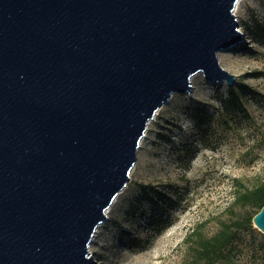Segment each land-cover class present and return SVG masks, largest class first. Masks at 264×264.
I'll return each mask as SVG.
<instances>
[{
  "label": "water",
  "instance_id": "water-1",
  "mask_svg": "<svg viewBox=\"0 0 264 264\" xmlns=\"http://www.w3.org/2000/svg\"><path fill=\"white\" fill-rule=\"evenodd\" d=\"M238 1L0 0V264H95L156 112L197 74L236 83Z\"/></svg>",
  "mask_w": 264,
  "mask_h": 264
},
{
  "label": "rangeland",
  "instance_id": "rangeland-1",
  "mask_svg": "<svg viewBox=\"0 0 264 264\" xmlns=\"http://www.w3.org/2000/svg\"><path fill=\"white\" fill-rule=\"evenodd\" d=\"M234 12L243 37L218 60L237 76L233 87L249 86L246 109H232L227 85L200 74L191 94L170 96L148 123L130 181L92 238L95 264H200L186 239L193 227L203 223L212 235L220 221L254 213L234 203V189L264 179V0H241ZM236 237L234 261L215 264H264L263 232L244 224Z\"/></svg>",
  "mask_w": 264,
  "mask_h": 264
},
{
  "label": "trees",
  "instance_id": "trees-1",
  "mask_svg": "<svg viewBox=\"0 0 264 264\" xmlns=\"http://www.w3.org/2000/svg\"><path fill=\"white\" fill-rule=\"evenodd\" d=\"M249 90V86L244 83L235 87H227V104L232 109L244 111L246 108L243 96ZM154 192L158 194L157 191L153 190ZM234 203L241 208L255 207V211L253 214L249 213L244 217L220 221L217 231L212 235L205 234L203 223L196 225L188 232L186 239L191 240L192 256L200 264L234 261L237 232L244 224L249 229L252 228V217L260 211L264 204V179L257 182L253 187L238 183L234 189Z\"/></svg>",
  "mask_w": 264,
  "mask_h": 264
},
{
  "label": "bare ground",
  "instance_id": "bare-ground-1",
  "mask_svg": "<svg viewBox=\"0 0 264 264\" xmlns=\"http://www.w3.org/2000/svg\"><path fill=\"white\" fill-rule=\"evenodd\" d=\"M241 0H239L238 1V3L240 2ZM237 3V4H238ZM219 53H221V51L219 52ZM196 77V75L195 76H193L192 77V81L194 80V78ZM157 113V112H156ZM156 116V115H155ZM152 121V120H151ZM143 139V138H142ZM141 142H142V140H141ZM111 210V207L106 211V215L108 214V212ZM103 225V223H101L98 227H97V229H96V231L95 232H98V229L101 227ZM92 242H93V240L91 241V243H90V245H89V248H90V252L92 253V251H91V245H92Z\"/></svg>",
  "mask_w": 264,
  "mask_h": 264
}]
</instances>
